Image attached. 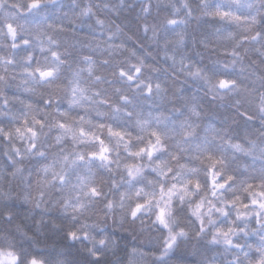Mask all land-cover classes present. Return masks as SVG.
<instances>
[{"label":"clouds","instance_id":"9594fccd","mask_svg":"<svg viewBox=\"0 0 264 264\" xmlns=\"http://www.w3.org/2000/svg\"><path fill=\"white\" fill-rule=\"evenodd\" d=\"M0 264H264V0H0Z\"/></svg>","mask_w":264,"mask_h":264},{"label":"snow or ice","instance_id":"6c2138e0","mask_svg":"<svg viewBox=\"0 0 264 264\" xmlns=\"http://www.w3.org/2000/svg\"><path fill=\"white\" fill-rule=\"evenodd\" d=\"M218 15L223 16V15H226V13L220 12V13H218ZM9 27L11 28V25H9ZM41 75H44V73H41ZM221 84L223 85L224 84V81H221Z\"/></svg>","mask_w":264,"mask_h":264}]
</instances>
